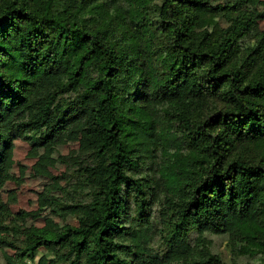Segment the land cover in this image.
<instances>
[{
    "label": "trees",
    "instance_id": "16d2710c",
    "mask_svg": "<svg viewBox=\"0 0 264 264\" xmlns=\"http://www.w3.org/2000/svg\"><path fill=\"white\" fill-rule=\"evenodd\" d=\"M241 7L0 0V182L16 140H66L84 188L54 202L76 226L0 241L5 264H264V32L239 43L264 14ZM224 10L238 16L219 36L197 30Z\"/></svg>",
    "mask_w": 264,
    "mask_h": 264
},
{
    "label": "rangeland",
    "instance_id": "374dc122",
    "mask_svg": "<svg viewBox=\"0 0 264 264\" xmlns=\"http://www.w3.org/2000/svg\"><path fill=\"white\" fill-rule=\"evenodd\" d=\"M206 1L212 5H226L236 0ZM241 10L264 14V0H242ZM237 16L231 10L202 12L197 30L208 31L215 38L233 24ZM263 32L264 18L254 24L249 35L240 39L241 48H248ZM78 152L79 144L66 140L47 148H33L22 140L15 141L14 156L9 163L12 179L0 182V205L6 207V210L0 211V241L18 243L23 239L25 229L30 227L58 232L66 225H77L75 216L59 210L54 202L84 192V188L69 177L73 167L61 162V158L76 156ZM162 212V205L154 204L152 214L156 221L160 222L159 214ZM164 234L165 231H160L155 242L156 249L162 248ZM196 237L197 234L193 233V238ZM208 239L212 241L213 252L225 261L231 260L226 241L214 235L208 236ZM44 253L42 249L40 255ZM14 255L12 249L0 244V264H5V260Z\"/></svg>",
    "mask_w": 264,
    "mask_h": 264
}]
</instances>
